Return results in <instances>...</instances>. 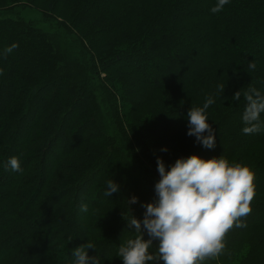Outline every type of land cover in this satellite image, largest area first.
I'll return each mask as SVG.
<instances>
[{"label": "trees", "instance_id": "1", "mask_svg": "<svg viewBox=\"0 0 264 264\" xmlns=\"http://www.w3.org/2000/svg\"><path fill=\"white\" fill-rule=\"evenodd\" d=\"M37 1L0 0V264H75L88 241L90 257L123 264L118 247L135 235L127 200L138 198L129 208L142 220L157 157L167 170L191 155L263 171L246 226L206 264H264V121L242 131L244 92L264 95V0H229L217 14V0H43L40 17L21 14ZM207 96L214 149L187 135V112ZM14 156L22 172L6 168ZM112 179L120 191L105 197Z\"/></svg>", "mask_w": 264, "mask_h": 264}, {"label": "clouds", "instance_id": "2", "mask_svg": "<svg viewBox=\"0 0 264 264\" xmlns=\"http://www.w3.org/2000/svg\"><path fill=\"white\" fill-rule=\"evenodd\" d=\"M228 3L229 0H217L210 11L217 14ZM17 47L13 44L6 48L4 55ZM255 68V62H250L249 69ZM224 89L225 84H220L217 91L222 94ZM240 98L241 93L237 91L233 99ZM244 99L247 103L242 131L245 135L257 134L262 130L260 117L264 113V95L255 87H249ZM214 103L216 97L207 96L202 107H191L187 112V135L194 136L196 143L206 149L215 148V130L208 123L207 113ZM6 168L13 172L23 171L15 156L9 158ZM157 171L160 179L154 186L155 197L152 202L141 204L145 209L142 220L129 208L138 203V198L132 196L127 200L130 218L125 219L124 212L122 217L135 235L120 244L117 256L123 264H158L159 261L206 264L209 259H218L226 248L225 236L233 227H245L241 218L252 211L251 202L256 195L253 171L239 163L230 166L223 156L205 160L197 155L178 158L167 170L163 159L157 157ZM119 191L113 179L106 182L105 197ZM80 210L87 212L88 206L82 204ZM157 241L158 244H154ZM89 249L97 250L91 241L73 250L75 264H101L99 256L88 255Z\"/></svg>", "mask_w": 264, "mask_h": 264}, {"label": "rangeland", "instance_id": "3", "mask_svg": "<svg viewBox=\"0 0 264 264\" xmlns=\"http://www.w3.org/2000/svg\"><path fill=\"white\" fill-rule=\"evenodd\" d=\"M18 8L20 9L21 14L23 16H25L26 18H38V17L41 16V14H42L41 12L43 11V9L46 8V5H45V2L43 0H39V1H37V4L35 6H33L31 3L30 4H23V5L21 4ZM199 48L200 47H198L197 49H199ZM262 54L264 55V49H263V53ZM144 73H145L144 76H146L148 79L152 80V77H151V74H150L148 68H146L144 70ZM151 73H152V71H151ZM163 77L173 78V79H179L180 78V76H177V75L176 76L175 75H171V76L170 75H166V76H163ZM263 121H264V113H261L260 122H263ZM244 139L245 138H243L240 134H237L235 136H230V135L227 136V140L231 144H233L234 146H239L240 144H242ZM258 174L259 175H256L255 178H257L258 176H262L263 171L259 172ZM257 218H259V217L254 216V217L250 218V220H253V221L261 220V219H257Z\"/></svg>", "mask_w": 264, "mask_h": 264}]
</instances>
